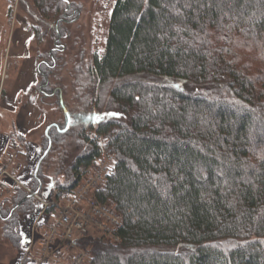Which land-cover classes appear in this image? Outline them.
<instances>
[{"label": "trees", "instance_id": "obj_1", "mask_svg": "<svg viewBox=\"0 0 264 264\" xmlns=\"http://www.w3.org/2000/svg\"><path fill=\"white\" fill-rule=\"evenodd\" d=\"M31 1L33 24L35 13L59 25L70 10ZM55 53L37 57V88L64 115L45 141L60 147L71 133L83 146L58 194L99 152L87 131L115 158L98 198L121 214V240L80 238L87 264H264V0H115L73 110L48 84ZM11 194L0 217L16 245L14 212L36 201L20 186Z\"/></svg>", "mask_w": 264, "mask_h": 264}, {"label": "rangeland", "instance_id": "obj_2", "mask_svg": "<svg viewBox=\"0 0 264 264\" xmlns=\"http://www.w3.org/2000/svg\"><path fill=\"white\" fill-rule=\"evenodd\" d=\"M14 1L17 2L19 9L17 19L12 21L10 27L13 38L10 48L8 46V50L10 49L9 63L11 60H16L12 54L16 49L17 41L20 42L23 38L25 27L28 28L25 23L29 25L30 29L36 25L38 42L32 43L36 59L39 57L40 60L48 62V53L53 50V47L58 49L54 54L56 62L48 75L50 90L58 89L61 102L68 109L73 110L81 106L80 95L84 92L79 94L78 88L82 85L92 59L100 57L104 53L111 10L115 0H67L70 6L68 12L70 16L66 21L57 24L59 38L55 31L56 15L54 18L41 19L34 13L35 22L33 24V21L28 17L29 13L34 10L32 1ZM8 50L6 54H8ZM23 59L20 57L16 61ZM29 80L26 71L16 75L15 68L10 64L4 69L0 84V92H2L0 98V164L10 163L9 171L18 180L17 186H20L24 192L31 194L40 188L37 196L41 200H51L58 193L60 187L66 184L65 170L83 149V146L78 144L71 133L64 136L63 144L60 147L51 143L35 178L33 177L35 164L48 147L44 135L46 128L49 123H62L64 115L57 95L49 97L40 94L37 86L41 79L38 74L34 85H29ZM12 118L15 123L20 119L21 128L24 130L21 132L23 137L17 135V129L7 131L2 127L3 122L6 120L11 122ZM87 132H89L90 138L98 135L94 129ZM3 180L11 185V180L8 177H3ZM12 190L13 188L3 195L0 194V212L10 208L13 197L11 196ZM34 200L36 202L33 211L18 210L14 212L17 220V237H19L16 238V245L5 236L6 218L0 217V264L35 263L39 231L35 229V232H32V223L41 209V203L35 198ZM43 220H45V216L38 221V224H42ZM31 241L32 246L29 248ZM79 247L85 249L82 246ZM72 252L69 253V256L73 254Z\"/></svg>", "mask_w": 264, "mask_h": 264}, {"label": "built area", "instance_id": "obj_3", "mask_svg": "<svg viewBox=\"0 0 264 264\" xmlns=\"http://www.w3.org/2000/svg\"><path fill=\"white\" fill-rule=\"evenodd\" d=\"M94 138L99 152L70 192L56 193L51 200H41L37 195L34 196L41 203V209L32 223V232L35 229L39 231L37 257L34 261L36 264H86L91 256L90 251L77 244L85 236H96L111 244L121 240V214L110 201L98 198L115 158L106 151L104 137L95 135ZM9 164H0L1 195L19 184L9 171ZM3 177H8L11 185ZM44 216V222L39 225L38 221ZM70 252L73 254L69 256Z\"/></svg>", "mask_w": 264, "mask_h": 264}, {"label": "crops", "instance_id": "obj_4", "mask_svg": "<svg viewBox=\"0 0 264 264\" xmlns=\"http://www.w3.org/2000/svg\"><path fill=\"white\" fill-rule=\"evenodd\" d=\"M18 9V4L14 0H0V84L3 78L4 69H6L7 65L10 64L13 68H15L16 75L20 72L26 71L27 79H30L29 85H34L35 78H37V59L34 50L35 48L32 44L34 42L33 29H30L28 24L25 23V26L28 28L25 27L23 31V38L20 42L17 41L15 46L16 49L12 54L16 60L20 57L24 59L21 61L11 60L10 63L8 61L10 56V49L8 50V46L10 48V43L13 38V35L11 36L10 27L12 21L17 19ZM7 50L8 54H6ZM1 95L2 92H0V98ZM8 120L3 122L2 127L6 128L7 131L17 129V135L23 137L24 135L21 132L24 130L21 128L20 119L16 123L14 122V118L11 119V122H8ZM31 246L32 245L30 243L29 248H31Z\"/></svg>", "mask_w": 264, "mask_h": 264}, {"label": "water", "instance_id": "obj_5", "mask_svg": "<svg viewBox=\"0 0 264 264\" xmlns=\"http://www.w3.org/2000/svg\"><path fill=\"white\" fill-rule=\"evenodd\" d=\"M68 6H69V3H68ZM57 24H58V23L55 24V31H56V33H57V35H58V38H59V32H58V30H57ZM60 102H61V99H60ZM67 127H68V123H67V125H66V128H67ZM48 128H49V127L46 128L45 134H47V130H48ZM64 130H65V129H64ZM64 130H62V131H64ZM50 145H51V142L49 141V143H48V147H47L46 150L42 153V155L38 158V160H37V162H36V164H35L34 171H33V175H34V176H36L37 171H38V168H39V165H40V162H41V160L43 159V157L47 154V152H48V150H49V148H50ZM37 192H38V189L35 190L34 192H32L31 194H28V198L33 197Z\"/></svg>", "mask_w": 264, "mask_h": 264}, {"label": "flooded vegetation", "instance_id": "obj_6", "mask_svg": "<svg viewBox=\"0 0 264 264\" xmlns=\"http://www.w3.org/2000/svg\"><path fill=\"white\" fill-rule=\"evenodd\" d=\"M68 8H70V6H68V3H67V8H66V9H68ZM69 15H70L69 13H66V12H65V13H64V16H65V17H64L63 20L66 21V20H67V17H68ZM53 50L56 51V50H58V49H57V47H53ZM12 211H13V209H11L10 213H11Z\"/></svg>", "mask_w": 264, "mask_h": 264}, {"label": "snow or ice", "instance_id": "obj_7", "mask_svg": "<svg viewBox=\"0 0 264 264\" xmlns=\"http://www.w3.org/2000/svg\"><path fill=\"white\" fill-rule=\"evenodd\" d=\"M65 3H67V0H65ZM109 115H115V114H109ZM96 119H100L99 117H96Z\"/></svg>", "mask_w": 264, "mask_h": 264}]
</instances>
